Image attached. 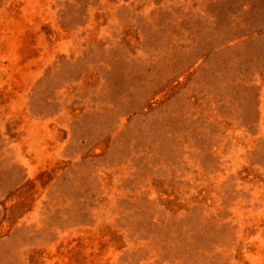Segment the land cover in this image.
<instances>
[{
  "label": "rangeland",
  "instance_id": "obj_1",
  "mask_svg": "<svg viewBox=\"0 0 264 264\" xmlns=\"http://www.w3.org/2000/svg\"><path fill=\"white\" fill-rule=\"evenodd\" d=\"M0 264H264V0H0Z\"/></svg>",
  "mask_w": 264,
  "mask_h": 264
}]
</instances>
